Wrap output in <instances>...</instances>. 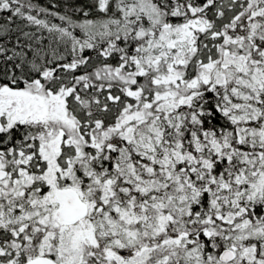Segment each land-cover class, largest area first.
<instances>
[{
  "label": "snow or ice",
  "instance_id": "snow-or-ice-1",
  "mask_svg": "<svg viewBox=\"0 0 264 264\" xmlns=\"http://www.w3.org/2000/svg\"><path fill=\"white\" fill-rule=\"evenodd\" d=\"M0 264H264V0H0Z\"/></svg>",
  "mask_w": 264,
  "mask_h": 264
}]
</instances>
